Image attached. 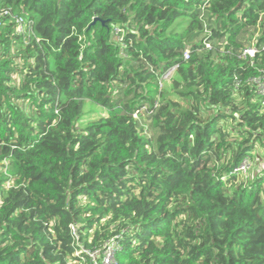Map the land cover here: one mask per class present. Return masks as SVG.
Masks as SVG:
<instances>
[{"label":"trees","instance_id":"obj_1","mask_svg":"<svg viewBox=\"0 0 264 264\" xmlns=\"http://www.w3.org/2000/svg\"><path fill=\"white\" fill-rule=\"evenodd\" d=\"M0 15V264H104L112 241L116 264H264V171L234 174L264 149V0ZM175 67L189 107L160 88Z\"/></svg>","mask_w":264,"mask_h":264},{"label":"built area","instance_id":"obj_2","mask_svg":"<svg viewBox=\"0 0 264 264\" xmlns=\"http://www.w3.org/2000/svg\"><path fill=\"white\" fill-rule=\"evenodd\" d=\"M2 15H0V18ZM17 23V33L18 35H24L27 31L26 29L28 28V25L23 21L18 19L16 21ZM119 32V31H117ZM208 48H210V46H207ZM256 48L255 47H249L246 50H244L243 52V56L244 58L250 57L253 58L256 55ZM185 60H189L190 59V53L187 52L184 56ZM177 70V67L173 68L168 74H166V76H173V74L175 73V71ZM165 78V77H164ZM252 85L254 88H256V91L259 95V97L261 98V104H262V110L264 113V76L259 77V78H255L251 81ZM252 158L247 157L246 159L243 160V162L239 165V167L235 170L234 174L238 177H242V176H246L248 175V173L251 170L252 167ZM115 242L112 241L107 248L106 254H105V259H104V264H111L112 260L113 263H115ZM91 257L93 259H96V254L91 255Z\"/></svg>","mask_w":264,"mask_h":264},{"label":"rangeland","instance_id":"obj_3","mask_svg":"<svg viewBox=\"0 0 264 264\" xmlns=\"http://www.w3.org/2000/svg\"><path fill=\"white\" fill-rule=\"evenodd\" d=\"M164 79L165 80L161 81V86H160L162 92H165L164 96L170 97L171 100L180 103L183 107H189L190 103L188 102V100L183 99L181 96L177 95L174 92V89H173L174 88V82H175V80L178 79V77L175 75L173 77L172 76H169V77L165 76ZM163 81L164 82L167 81V82L164 83ZM20 82H21L20 79H16V81H15L16 84H19ZM100 112H101V114L105 113L104 111L101 110V108L97 107L96 105L91 104V105H88V107H87V114L91 113V117H94V118L98 117L99 116L98 114ZM257 152H258L257 157L252 159V163H251L252 167H251L250 172L248 173V175L240 178V180H239L240 184L241 183H246V184L250 183V180L254 178L255 174L257 175L258 173L259 174L263 173V171H264V149H263V147H261ZM105 264H107V263H105ZM111 264H114L113 260H112Z\"/></svg>","mask_w":264,"mask_h":264},{"label":"water","instance_id":"obj_4","mask_svg":"<svg viewBox=\"0 0 264 264\" xmlns=\"http://www.w3.org/2000/svg\"><path fill=\"white\" fill-rule=\"evenodd\" d=\"M97 20H98V19H97ZM97 20H96V21H97ZM96 21H95V22H96Z\"/></svg>","mask_w":264,"mask_h":264},{"label":"bare ground","instance_id":"obj_5","mask_svg":"<svg viewBox=\"0 0 264 264\" xmlns=\"http://www.w3.org/2000/svg\"><path fill=\"white\" fill-rule=\"evenodd\" d=\"M177 72V71H176Z\"/></svg>","mask_w":264,"mask_h":264}]
</instances>
